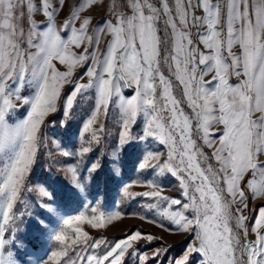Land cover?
Listing matches in <instances>:
<instances>
[{
    "label": "snow or ice",
    "instance_id": "snow-or-ice-1",
    "mask_svg": "<svg viewBox=\"0 0 264 264\" xmlns=\"http://www.w3.org/2000/svg\"><path fill=\"white\" fill-rule=\"evenodd\" d=\"M65 4L0 0V264H29L31 253L15 238L16 223L25 214L32 218L25 193L32 190L28 177L47 146V118L62 102L60 124L66 128L77 102L90 94L93 104L79 131L80 147L72 152L53 141L64 157H79L75 165L62 169L73 185L69 197H78L77 190L101 168L99 159L88 163L84 158L100 146L110 107L116 104L120 151L152 138L166 148V158L147 151L138 169L170 174L179 181L183 200L162 195L163 186L154 180L145 182L150 191L122 188L123 198H149L153 202L145 208L155 209L175 231L194 234L193 242L179 257L170 258V264H192L197 254L199 264H264V203L252 206V217L244 215L249 193L252 199L264 200V161L259 159L264 155V0H122L119 5L115 0H78L58 29L56 16ZM97 6L110 18L89 33L92 17L81 14ZM25 9L27 31L22 23ZM35 14L45 20L37 23ZM102 36L108 39L100 50ZM76 68L85 71L74 80ZM85 77L87 82L81 83ZM66 85L71 89L63 95ZM176 88L181 90L179 98ZM123 89L133 93L125 96ZM19 108L27 111L16 119ZM141 117L142 134L136 136L132 129ZM112 171L119 173L118 167ZM41 195L50 200L41 201V207L59 216L51 207L60 206L55 194L41 188ZM90 211L91 217L84 212L61 217L51 233V215L37 217L38 243L47 238L59 248L36 264H126V257L139 264H163L168 248L149 256L135 246L142 238L157 239L151 234L136 230L110 244L73 227L88 223L103 228L121 217L119 212L106 215L98 207ZM148 222L165 227L154 219ZM253 234L255 239H249Z\"/></svg>",
    "mask_w": 264,
    "mask_h": 264
},
{
    "label": "rangeland",
    "instance_id": "rangeland-1",
    "mask_svg": "<svg viewBox=\"0 0 264 264\" xmlns=\"http://www.w3.org/2000/svg\"><path fill=\"white\" fill-rule=\"evenodd\" d=\"M55 2V0H53ZM113 0H105V4H111ZM119 5L122 0H115ZM155 2V0H153ZM170 4L172 0H169ZM78 3V0H66L63 11H60L56 16V26L59 29L63 24V20L67 18L72 5ZM124 10V9H121ZM26 13V9H25ZM197 14H200L199 12ZM91 16L92 21L89 25L88 31L92 33V30L98 25L103 24L105 19L110 18L106 14L104 7H94L91 11H85L81 14ZM33 19L37 23H41L45 20L43 15L35 14ZM23 27L27 31L29 25L27 22V13L23 20ZM79 26V21L76 23V27ZM195 31V30H193ZM108 37L102 36L101 43L99 45L100 50H103ZM83 49H75L73 51L79 53ZM29 51H35V49H29ZM57 68L61 71H67V68L59 65L58 61H54ZM85 71L84 68H76L72 79H77ZM163 71L167 76V68L164 67ZM210 78V77H208ZM232 83L236 82V78H231ZM86 83L85 77L80 81ZM71 89V85H66L63 90V95H66ZM125 96H130L133 93V89H123ZM30 93V89H26L23 94ZM90 94L87 98L79 100L71 114V119L67 122L68 126L61 127L60 121L63 117V103L58 104V111L51 114L46 120V127L43 128V132L46 136V147H42L36 163L34 164L31 174L28 177V185L32 188L31 191L25 193V199L27 200L28 210L32 213L30 219L27 214L17 220L15 238L18 242H22L27 246L31 256L27 259L29 264H36L38 258H46L50 255L51 251L57 250L59 245L57 242L45 238L42 243H38V224L37 217L44 218L47 215H51L53 223L48 225V231L51 233L59 226L60 218H70L79 215L84 212L87 216L91 217V207H98L100 211L106 215H114L116 212L121 213L119 219L113 220L111 223H107L103 228H93L88 223L73 224V227H80L83 231L87 232L90 236L95 238H106L108 242L114 243L116 240L124 238L126 233H131L136 230H140L143 233L151 234L157 239L149 242L147 239H141L136 242V247L139 248L141 253H147L151 256L152 252L157 249L168 248L167 255L161 257L163 264H170V258L179 257L194 240V234L187 232L175 231V226L168 220L162 219L159 213L153 209L149 210L144 207L145 204L151 203L149 198L143 196H135L132 198H123L122 188L126 185H130L129 191L132 193H142L150 191L146 186V181H156L163 186L162 195L175 197L183 200L181 195V189L179 187V181L172 177L170 174L164 176H157L155 172L140 171L138 169L139 159L147 151H155L163 153L161 157L163 160L166 158L167 150L159 142L149 138L147 141H135L132 145L126 146L122 151L119 149L118 133L120 131L119 110L116 104H112L109 110V114L105 123L106 132L103 135L101 144L94 152L90 153L84 158V162H95L98 159L101 163V168L94 174L95 179L92 181H85L84 189L77 190L78 197H69L67 192L73 185L70 182V176L66 174L64 166L72 164L75 165L79 157L71 156L64 157L57 151L53 144L56 142L60 147L75 152L81 145L79 137V131L84 120L90 113L93 100ZM175 95L179 98L181 96V90L176 88ZM186 111H190L186 108ZM26 108H19L17 113H14L16 119L23 118L26 113ZM55 121V124L51 122ZM100 121L104 122V116L101 115ZM143 118H139L138 122L133 126V134L139 136L142 134ZM214 130V129H213ZM199 142V141H198ZM205 151L210 153L211 149L205 148ZM51 153V154H49ZM114 154H118V163L113 164ZM260 161H264V155L260 156ZM80 171L83 172V163L79 166ZM113 167H118L119 173L113 172ZM87 176V173L84 172ZM247 179V177L245 178ZM41 188L48 193H54L59 207L56 204H51V207L56 209L59 216L47 213V210L41 207V201L45 204H50L48 196L41 195ZM247 192V188H245ZM249 210L244 213L245 216L252 217L254 205H260L264 203L262 199H252L251 193H249ZM23 205L20 206L23 210ZM178 207V206H174ZM243 207V205H240ZM140 216H147L148 220H157L164 224L165 227H158L156 224L149 223L148 220L141 219ZM251 223V220L249 221ZM166 229H172L168 231ZM69 235L74 237L75 233L71 228L67 229ZM251 240L255 239L254 234L248 237ZM184 248L182 253H179L177 248ZM131 251V249L129 250ZM73 252H69V256H72ZM126 264H139L138 261L132 257H126ZM149 264H155V262L149 261ZM192 264H199V256L194 255L192 258Z\"/></svg>",
    "mask_w": 264,
    "mask_h": 264
},
{
    "label": "trees",
    "instance_id": "trees-1",
    "mask_svg": "<svg viewBox=\"0 0 264 264\" xmlns=\"http://www.w3.org/2000/svg\"><path fill=\"white\" fill-rule=\"evenodd\" d=\"M178 249V251H179V253H182L183 251H184V248H177Z\"/></svg>",
    "mask_w": 264,
    "mask_h": 264
}]
</instances>
